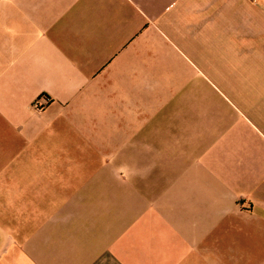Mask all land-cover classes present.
<instances>
[{"label":"crops","instance_id":"crops-1","mask_svg":"<svg viewBox=\"0 0 264 264\" xmlns=\"http://www.w3.org/2000/svg\"><path fill=\"white\" fill-rule=\"evenodd\" d=\"M257 4L0 0V264H264V132L189 59Z\"/></svg>","mask_w":264,"mask_h":264},{"label":"rangeland","instance_id":"rangeland-1","mask_svg":"<svg viewBox=\"0 0 264 264\" xmlns=\"http://www.w3.org/2000/svg\"><path fill=\"white\" fill-rule=\"evenodd\" d=\"M253 1H257L258 18L264 23V0ZM254 45L256 49L252 54L239 59L233 57L232 51L228 48L225 70L223 60L219 61L218 50L215 53L212 48L209 62L203 57L190 56L189 59L193 62L194 68H198L201 74L205 73V76L229 97L248 121L264 132V40L258 39ZM214 90L212 87L208 121L218 123L224 120L228 122L240 120L231 109L232 105L222 96L215 95ZM195 105L197 111L203 103L196 99Z\"/></svg>","mask_w":264,"mask_h":264},{"label":"built area","instance_id":"built-area-1","mask_svg":"<svg viewBox=\"0 0 264 264\" xmlns=\"http://www.w3.org/2000/svg\"><path fill=\"white\" fill-rule=\"evenodd\" d=\"M49 102L50 99L47 96L41 95L38 99H36L34 107L37 111H42L49 104Z\"/></svg>","mask_w":264,"mask_h":264}]
</instances>
